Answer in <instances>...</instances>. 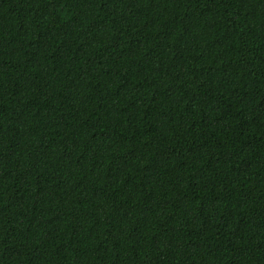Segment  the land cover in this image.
<instances>
[{"label":"trees","instance_id":"16d2710c","mask_svg":"<svg viewBox=\"0 0 264 264\" xmlns=\"http://www.w3.org/2000/svg\"><path fill=\"white\" fill-rule=\"evenodd\" d=\"M0 264H264V0H0Z\"/></svg>","mask_w":264,"mask_h":264}]
</instances>
